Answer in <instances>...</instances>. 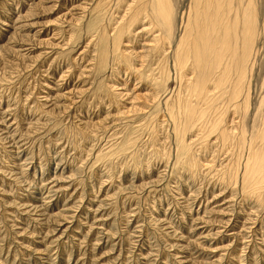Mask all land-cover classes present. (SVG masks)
I'll list each match as a JSON object with an SVG mask.
<instances>
[{
	"label": "rangeland",
	"instance_id": "rangeland-1",
	"mask_svg": "<svg viewBox=\"0 0 264 264\" xmlns=\"http://www.w3.org/2000/svg\"><path fill=\"white\" fill-rule=\"evenodd\" d=\"M159 1L169 32L155 0H0V264H264V29L239 102H200L173 61L215 0Z\"/></svg>",
	"mask_w": 264,
	"mask_h": 264
},
{
	"label": "bare ground",
	"instance_id": "bare-ground-1",
	"mask_svg": "<svg viewBox=\"0 0 264 264\" xmlns=\"http://www.w3.org/2000/svg\"><path fill=\"white\" fill-rule=\"evenodd\" d=\"M139 1H141V0H139ZM200 1L201 0H198V2H199L198 4L201 3L202 5L201 4L200 5L203 6L204 2L202 3ZM206 1H208V3L210 5H211V2H213L212 0H206ZM218 1L219 0H215L216 7H213L212 9L209 8V11L205 10L204 15L202 14L203 10L200 8L202 13L199 15L196 14V16H198V17L195 18L194 21H192L194 23H192L189 19L187 20V23L185 26V32L187 31V29L189 30V28H191L190 34L184 33V35L182 37L180 36L181 38H180V41L178 43L180 45V47L179 46L178 47L179 48L182 47L183 49L181 48L182 50H180V52L179 51L177 53L175 52V55H174L175 59L173 61V64L175 67H177V70L178 69L181 70L183 68H186V63H187L188 59L192 58L193 61L191 63L192 64L191 68H193V73L196 75V78H195L196 80H195L194 84L192 85V87L194 90V94L196 95L195 97H197L200 100V102L205 100L207 91H209L208 90L209 82L213 83L212 85H214V88H217L218 85L222 86V85L228 83L227 86L229 87V90L226 92V90H224L225 89L224 88L223 89L224 93L223 92L222 93H223V95H225V98H226L228 103H234L235 104V103H237L239 97L242 95V92H243L242 86H243V82H244L243 80H244L245 64L249 60V58L251 57V54L253 53V43H254L255 39L259 36L260 31H263L264 24L260 25V24H258L259 22H257L256 6L254 5L255 1L253 4L252 0H247L246 4L244 6H241L242 0H237L236 2H238V5H237L238 7L237 8L232 7V5H231L228 8V10L226 8H223V3L217 5L216 3H218ZM163 2H164V0H163ZM194 2H195V0H194ZM139 3H141V2H139ZM164 3H166V2H164ZM229 3H227V6ZM196 4H197V0H196L195 5ZM206 4H207V2H206ZM145 5H146V3H145ZM196 6H198V5H196ZM206 7H208V5ZM153 8H154V11H153L154 20H156L160 24L165 25L167 31L169 32L170 31V27H169L170 8H169V5L163 4L159 0H155ZM229 10H232V11L235 10V12L233 13L231 11V14L233 13L231 15L230 13L228 14ZM138 15H139V11L135 12V10H134L132 13V17H131L132 22L138 21ZM149 20H151V19H149ZM185 34H186V36H185ZM124 38H126V37L124 36ZM124 38L122 37V39H124ZM126 40H128V39H126ZM162 40L164 41V37H163V39L160 38L157 42L158 45H161V47H163V45H164V42ZM135 44H136V42H135ZM238 44H239V46H237ZM236 46H237V49H236ZM177 50H178V48H177ZM188 50L191 53H189ZM186 51L189 54H187ZM159 55H161V54H159ZM227 72L233 73V75H234L233 80L229 79ZM218 76L221 77L219 82H218V78H217ZM191 77H193V75ZM211 79H215V81H213ZM227 86H226V89H228ZM191 89L189 90V92L191 91ZM152 97H153V95H152ZM242 98H243V101H246L247 95L242 96ZM209 99H211V97ZM210 106L211 105H209L208 107H210ZM193 107L195 109V106H193ZM234 107H236V106H234ZM198 109H200V108H198ZM237 110H238V108H237ZM201 111H203V110H201ZM201 111H200V114H201ZM196 112H198V111L188 110V112H186V113L184 112L185 113L184 115L187 117H190V116L192 117V115L196 114ZM201 115H203V112ZM204 117H205V115H204ZM204 117H203V119H204ZM262 117H263L262 121L264 122V116H262ZM197 118H198V116H197ZM189 119H191V118H189ZM193 122H191V124H193ZM219 123L220 122H218V123L215 122V123L210 124V126H211L210 129L213 128L216 130L220 125ZM189 125H190V123H189ZM215 130H212V131H215ZM261 131H262L261 133H264V128ZM218 134L221 138H224V136L226 135L222 131H220ZM262 135L264 136V134H262ZM253 142H250V147H252L251 143L253 144ZM262 146H264V143L262 144ZM183 149L184 148L181 147V150H183ZM262 150H264V149H262ZM248 152L249 153H248L247 157L252 155V158L248 159L245 162V170L241 176L242 177L241 182H243L244 183L243 185H245V186H248V185L250 187L254 186L255 188H253V189L261 191V189L264 187V153H258V151L252 152V149H250V148H248ZM261 172L263 173V176H261ZM256 175L260 178L253 181L252 179H254L256 177ZM228 177H227V179H228ZM253 193H254V191H253Z\"/></svg>",
	"mask_w": 264,
	"mask_h": 264
}]
</instances>
